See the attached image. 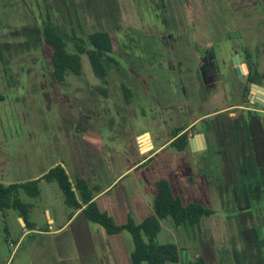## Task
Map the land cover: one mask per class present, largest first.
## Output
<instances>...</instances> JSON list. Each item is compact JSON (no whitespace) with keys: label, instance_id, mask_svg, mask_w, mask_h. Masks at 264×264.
Returning <instances> with one entry per match:
<instances>
[{"label":"rangeland","instance_id":"374dc122","mask_svg":"<svg viewBox=\"0 0 264 264\" xmlns=\"http://www.w3.org/2000/svg\"><path fill=\"white\" fill-rule=\"evenodd\" d=\"M263 10L264 0H0V41L7 60L0 64V178L14 182L36 177L61 159L74 180L77 170L72 166L73 155L91 183L99 174L100 184L106 185L119 174L106 169V150L100 143H92L93 139L102 137L116 146L122 163L119 170L125 171L143 158L138 135L149 131L155 143L154 159L120 178L110 196L134 193L135 186L140 185L153 203L154 182L166 178L184 203L201 202L216 210L199 227H181L177 233L171 218L161 221L159 243L179 242L183 246L187 242V248L180 250V261L167 264H183L197 255L207 258L208 264H261L253 258L259 255L264 259V175L256 169L245 170V175L230 169L232 189L237 197H244L241 203L248 207V218L243 219L246 213H241L234 202L225 203L227 207L220 205L219 193H225V184L211 164L209 151L197 156L187 153L184 160V154L167 142L179 125L173 97L178 93L181 74L177 63L171 61L173 56L189 66L188 99L199 108L193 109L192 119L222 105L248 103V92H239L243 81L234 77L232 70L221 81L220 74L214 77L219 84L216 87L223 86L222 81L230 84L229 92H239L240 100L230 94L227 101H219L215 96L221 89L210 88L213 100L208 101L207 87L197 85L194 72L198 62L212 54L222 72L233 67L234 56L244 57L241 34L245 33L249 44L250 28L264 23ZM48 15L70 51L75 49L76 37L87 38L96 31L110 33L115 61L107 63V84L95 75L86 54L82 55V75L69 71L64 82L54 80L51 49L40 35ZM242 60L247 74L248 64ZM123 85L132 90L130 104ZM140 142L143 151L152 148L148 135ZM192 169L195 174L189 173ZM40 186V197L24 195L23 200L34 203L32 217L38 228L46 229V208L59 216L71 209L64 204L58 183L42 181ZM211 193L213 205L208 199ZM16 215L12 209L0 211V264H58L50 242L33 246L32 239L26 237L17 244L21 228ZM93 226L105 232L100 225ZM246 228L255 231V242L251 234L244 236ZM124 233L133 248L131 235ZM248 251L251 261L245 263L242 254Z\"/></svg>","mask_w":264,"mask_h":264},{"label":"crops","instance_id":"0c3cea01","mask_svg":"<svg viewBox=\"0 0 264 264\" xmlns=\"http://www.w3.org/2000/svg\"><path fill=\"white\" fill-rule=\"evenodd\" d=\"M263 14H264V10H263ZM255 28L256 29L250 28L249 30L250 32L248 38L249 44L245 40L246 39L244 36L245 33L243 34V36L241 34V38H243V44H244V46L242 47L246 46L252 55V61L254 67L253 71L257 72L258 74V81L256 83L260 84L261 86H264V23L261 25L260 24L257 25ZM212 46L213 43L210 44V46L208 47H212ZM214 58L215 55L212 54L206 58L207 59L206 61L204 58V61L198 62L196 68L197 70L195 69L196 71L194 72V77L197 80L196 81L197 85L201 88L207 87L208 101H210L211 100L210 98L213 97L210 88L215 90V88H218L216 87V85H219L218 81L216 82L214 77L220 74L222 78L221 77L218 78L221 81V79L223 80V78L229 77L230 70H232L233 72V67H234L233 66L226 69L224 73L220 70V68H218V66L215 65ZM171 61L177 63L178 70L181 74L180 77L181 83L178 85L179 86L178 93L173 97L174 117L179 124L177 125L176 129L183 128L184 130L182 133L187 132L189 134V145L184 150H179L177 147L176 149L179 151L180 155L184 154V158H185L184 160L187 159V157H185L187 153L188 154L191 153L193 156H197V154L199 153H202L204 151H209L210 155L212 156L211 164L214 165L215 171L220 172V179L222 180L221 183L225 184L224 186L225 193L224 194L219 193L218 200H220L221 202L220 205L225 206L226 205L225 203H229L231 201L234 202L235 206L238 207L241 213L242 212L246 213L242 217L244 219L245 216L247 217L246 210L248 209V207L247 204L241 203V199L242 201H244L243 200L244 197L240 195L241 198L240 199L239 197H237L238 195H236V191L232 189L233 188L232 184L234 179H231L230 175L232 173L230 171L234 169L237 171L236 173H238L239 175H245L246 174L245 170H250L252 172L253 169H256L258 174L262 173L264 175V106L258 104L251 97V94H255L254 92H252L251 88L249 92L245 91L244 89L245 82L239 80L243 84V88L239 92H241L243 95L244 92H248V96H247L248 103L243 104L236 102L232 104H227L225 106L222 105V107L220 108L213 109L212 111H206L204 114L202 113L197 119H192L193 118L192 115L194 112L193 109H195L196 111L199 108L198 107L195 108L193 103L190 102L188 99V92H187L188 80L191 79L187 75V70L189 66L187 64V61H182V59L177 56L175 57L173 56ZM215 71H217L216 72L217 74L215 73ZM220 83L223 85V86L220 85L218 88L221 89L220 90L221 96L217 94V96H215V99L218 100L219 98L220 99L219 101L221 100L227 101V97L231 94L233 95V97L234 95H237L238 100H240L239 98H241L242 95L239 92L237 94L229 92L231 91L230 89H228L229 88L228 86H230V84L225 85L223 81ZM201 134H204L205 136V141H206L205 143L203 142L201 137L197 138V136L198 135L200 136ZM144 135L149 136V142L150 145L152 146V148L148 151H143L140 142V138ZM178 136L173 137L172 134L167 144L172 146L173 145L172 143L175 141V139ZM194 137H196V143H194V145H191L190 140H192ZM92 143L101 144V147H103L107 153L108 162H107V166L105 165L106 169L110 172H112L113 169H115V171H117L119 175L118 177H116L114 181L106 185H101L100 184L101 177L99 176V174H96L94 178V183H91V181L88 180V173L86 170H84L83 165L79 164L78 160L75 159L76 157L72 155L73 157L72 166L77 170L75 178L77 176L82 177L88 182V184L93 188L94 200L96 201L100 210L110 214V216L114 218L117 224L123 225L127 223L130 217H132L136 223H141L145 217L153 214L154 209L152 210L153 208L152 201L148 200L145 190L141 188L140 185L135 186L134 193L131 192L129 193V191L128 192L123 191L122 197L120 198L115 196L111 197L110 194L114 189L113 186L115 185V183H117L119 179L122 178L125 174H127L131 170L138 168L139 165L145 164L146 161H151L154 159L153 154L155 153L153 151L155 149V143L152 134L149 131H145L140 135H138L140 154L142 155L143 158L139 163H137L133 167L131 168L126 167L125 171L119 170L122 163L119 160V156H117L118 148H116V146H114L112 143L108 144L110 142L102 137H95ZM187 149H189L190 151H187ZM114 150L116 152H114ZM120 155L122 158L123 157L122 151L120 152ZM213 157H215V160H218V162H216L213 159ZM189 158L190 157L188 156V159ZM56 165H62L65 168L66 172L70 177V181L74 184L75 179L73 180L68 165L66 164L65 161L61 159L54 161L52 165L49 167V169L42 171L36 177L25 178L22 181L17 180L14 182L10 179L0 178V182L6 185H10L13 183L41 179L51 168L55 167ZM198 166L201 167V163H199ZM188 168H190V165L187 166V170ZM189 173L195 174L193 169ZM227 176L230 177L228 178ZM42 181L45 180L41 179V182ZM155 182L153 184L154 186H155ZM216 182H218V180ZM41 187L42 186H40V188ZM155 193L153 195L154 196L153 202L156 195ZM233 194H235V196ZM24 195L26 194L24 193L21 194L22 200ZM40 195L38 197H40ZM212 195L213 193H211L208 196V199L209 202L213 205L214 198ZM63 202L65 204L64 195H63ZM25 203H28L31 206L27 220L28 225L24 222L23 218L20 217L19 213L17 212L16 220L21 228V235L17 244H21L26 237H30L32 239L30 245L33 246H38V245L44 246L45 243L50 242L55 251L58 264H112L113 262H115L116 264H132L131 252L133 248L131 246V241L129 237L124 232L116 235H109L106 233V231L102 232L99 228L93 226L94 224L89 222L87 218L84 216L82 212L84 207L78 210H72V209L70 211L68 210L62 216H59L56 212L53 215L51 213V210L49 208H46L45 213L48 216L49 225L46 229H41L37 227L36 222L32 217V212L35 207L34 203L32 202H25ZM207 206L210 207L209 205ZM210 208L213 209L212 207ZM214 211L215 213L209 217H213L216 214V210ZM21 220H23V222ZM182 227L189 228V226L188 227L182 226ZM180 228L181 227L179 228L177 227V229H175L176 230L175 233H177L178 229ZM247 233L252 235L253 237L252 240L255 242L254 240L256 235L255 231L253 232L251 231V228H246L244 236H246ZM186 236L187 234L185 235V237ZM184 241H186V238ZM177 246L179 247L180 250L182 249L184 250L185 248H187L186 247L187 242L183 246L182 245L180 246L178 242ZM255 247L258 248L257 245ZM250 254H251L250 251L244 252L242 254L244 261L242 260V257L241 260L245 263L247 260L251 261ZM196 258H198V255L195 257L193 256L190 261ZM253 260H255L256 263L259 262L261 264H264V259H262L259 255L254 256ZM250 264H253L252 261L250 262Z\"/></svg>","mask_w":264,"mask_h":264},{"label":"trees","instance_id":"16d2710c","mask_svg":"<svg viewBox=\"0 0 264 264\" xmlns=\"http://www.w3.org/2000/svg\"><path fill=\"white\" fill-rule=\"evenodd\" d=\"M43 41L50 47L51 75L57 82H64L66 75L71 73L80 76L83 73L82 55L88 56L90 65L95 75L104 83H108V62L115 61L114 46L111 35L106 31H96L87 38L76 37L74 50L70 51L64 36L56 29L52 18L43 21L40 30ZM244 61L248 64L245 91L250 90L251 85L258 81L257 72L253 71L252 55L246 47L241 48ZM7 63L4 49L0 41V64ZM123 93L128 104L132 100V90L123 85ZM103 91V90H102ZM105 93V91H103ZM183 128L173 131V137L178 136L172 143L179 150H184L189 145V134L183 132ZM182 133V134H181ZM47 182L58 183L64 195L65 204L72 210L82 209L83 214L91 223L100 225L107 234L116 235L128 232L133 241L131 252L132 264H166L180 261V249L175 243H159L158 235L162 230L161 221L171 218L176 227H199L204 217L215 213L213 209L198 202L184 203L177 196L170 182L161 178L155 182L156 195L153 202L154 213L145 217L141 223H136L130 217L127 223L119 225L107 212L101 211L94 200L93 188L82 177H76L75 183L62 165L51 168L43 178ZM41 179L6 185L0 182V211L15 210L27 224L30 204L25 203L21 194L29 197H38L41 194ZM28 225V224H27ZM184 264H208L205 257L200 256Z\"/></svg>","mask_w":264,"mask_h":264},{"label":"water","instance_id":"95a60500","mask_svg":"<svg viewBox=\"0 0 264 264\" xmlns=\"http://www.w3.org/2000/svg\"><path fill=\"white\" fill-rule=\"evenodd\" d=\"M234 61V67H233V72L234 75L239 78L241 81L246 82V71L241 59V56L239 54H237L236 56H234L233 58ZM252 92H254L255 94H251V97L260 105L264 106V86H261L258 83H253L251 86ZM145 136V135H144ZM198 137H201V139L203 140V142L205 143V136L204 134H201L200 136L198 135ZM194 143H196V137H194L192 140H190V144L194 145ZM23 222V220H21Z\"/></svg>","mask_w":264,"mask_h":264}]
</instances>
